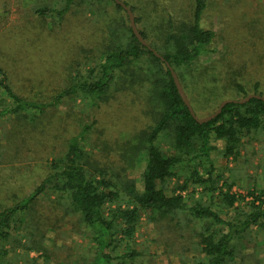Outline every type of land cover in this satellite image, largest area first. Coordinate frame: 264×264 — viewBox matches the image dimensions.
<instances>
[{
  "label": "trees",
  "instance_id": "1",
  "mask_svg": "<svg viewBox=\"0 0 264 264\" xmlns=\"http://www.w3.org/2000/svg\"><path fill=\"white\" fill-rule=\"evenodd\" d=\"M120 1L132 11L137 30L149 48L133 35L126 12L114 0H46L34 5L32 11L50 36L64 23L87 33L83 43L76 44L67 37L72 45L66 60L60 61L61 80L53 95L27 96L0 68V97L9 101L0 109V118L13 114L15 122L23 123L27 132L35 131L47 109L66 99L69 107L65 117L72 123L71 127L65 125L63 133L49 125L48 131L54 135L50 140H58L61 149L47 162L46 172L33 191L12 205L0 203V263L7 254L4 245L15 218L31 214L37 197L50 193L65 198L66 212L77 214L92 232L96 249L89 264H136L137 252L133 250L118 256L112 253L122 240H132L143 216L159 233L162 229L179 236L183 230L196 232L203 258L195 264H233L243 234L251 225L264 228V189L256 196L249 193L254 197L244 221L226 220L220 212L235 210L239 200L229 194L233 184L224 182L223 192L218 186L221 176L213 174L211 164L205 175L197 171L209 158L212 140L223 143L224 158L239 157L250 136L264 130V101L251 98L243 104L229 103L216 118L199 124L189 115L169 69L150 49L177 75L193 114L199 118L213 112L225 99L251 94L263 97L257 69L250 73L246 69L252 57L233 56L228 45L223 57L201 61L214 43L224 39L202 26L212 0H190L187 11L178 17ZM258 25L255 23L252 32ZM260 39L264 40V34ZM250 48L253 51L257 47ZM77 101L87 108H113L120 114L119 121L131 123L130 119H136L141 123L133 128L129 140L118 143L111 136V129L116 131L114 123L112 127L110 123L97 127L95 120L82 122V112L74 114ZM130 110L133 114L128 113ZM160 142H165L168 152ZM36 144L42 142L37 139ZM95 149L99 156L94 154ZM141 158L145 166L137 184L127 173ZM181 165L192 168L189 180L193 193L196 186L210 200L217 193L221 201L218 210L213 203L199 201L188 206L182 194L189 187L186 182L167 193V183L177 176ZM192 220L199 223L200 230L193 228L196 223Z\"/></svg>",
  "mask_w": 264,
  "mask_h": 264
},
{
  "label": "rangeland",
  "instance_id": "2",
  "mask_svg": "<svg viewBox=\"0 0 264 264\" xmlns=\"http://www.w3.org/2000/svg\"><path fill=\"white\" fill-rule=\"evenodd\" d=\"M45 1L0 0V68L6 70L13 85H17L16 88L19 86L24 90L22 93L38 98L53 95L54 87L61 80L60 61L66 60L71 42L83 43L87 34L84 29L77 31L72 25L64 23L59 29L60 32L50 36L46 32L48 29L41 28L32 11L34 5ZM123 1L145 6L148 12L155 9L159 14L164 11V14L174 17L183 15L190 5V0ZM112 12L114 14L115 10ZM255 23L259 25L255 27L258 30L254 33L251 28ZM202 26L213 29L224 39L214 43L211 51L202 56L201 61H214L223 57L228 45L233 56L238 53L243 59L252 57V63L246 69L248 73L257 69V78L263 86L261 94L264 97V40L260 39L264 32H259L264 29V0H212L202 20ZM67 37L73 40L69 42ZM251 45L257 48L251 51ZM65 100L54 108L47 109L37 122L35 131L27 132L23 123L15 122L13 114L0 118V203L3 206L12 205L18 199L29 195L42 180L47 162L57 157L61 149L60 142L53 138L50 140L53 134L48 129L50 126H57L58 131L63 133L65 125L72 126L71 119L65 117L69 107ZM3 101L4 98L0 97V109L9 102L6 98ZM75 106L74 114L82 112L80 116L84 123L95 120L97 127L101 123H110L112 127L114 123L113 128L116 131L110 128L111 136L118 143L129 140L133 128L141 123L136 119H130L131 123L119 121L120 114L106 106L87 108L78 101ZM131 112L132 110L128 113L133 114ZM250 138L236 160L224 158L221 154L223 143L212 140L210 145L213 149L208 160H204L197 168L198 173L205 175L211 164L213 174L221 176L218 186L223 192L226 191L224 182L233 184L229 194L236 195L239 200L235 203V210L220 212L221 218L226 220L244 221L252 198L264 189V130L253 133ZM37 139L42 144H36ZM87 142L90 144L89 140ZM160 146L165 152L169 151L165 142H160ZM91 148L88 145V149ZM93 151L99 156L97 149ZM144 166L145 160L141 158L128 171L127 176L139 184ZM191 171L190 166L181 165L177 169V176L168 181L167 193L176 184L186 182L189 187L182 194L188 206H194L199 201L206 205L213 203L218 210L221 201L217 193L212 200L202 192L200 186H196L193 193L194 187L189 180ZM66 204L65 198L58 199L52 193L38 196L29 212L32 215L22 213L15 218L10 238L4 245L7 254L0 264H89L96 249L92 240L93 234L77 214L66 212ZM192 221L196 223L193 228L200 230L199 223ZM160 231L161 233L143 216L132 240L120 238L122 241L112 254L118 256L127 250H133L137 252L134 259L136 264H195L203 258L196 232L183 230L179 236L165 229ZM233 264H264V228L251 225L250 231L243 234L237 242Z\"/></svg>",
  "mask_w": 264,
  "mask_h": 264
},
{
  "label": "water",
  "instance_id": "3",
  "mask_svg": "<svg viewBox=\"0 0 264 264\" xmlns=\"http://www.w3.org/2000/svg\"><path fill=\"white\" fill-rule=\"evenodd\" d=\"M114 2L121 6L122 9L126 12L127 14V17H128V21H129V26L131 28V31L133 33V35L136 37V39L145 47H148V44L147 42L141 37V35L139 34V31L137 30V27L135 25V21H134V15L132 13V11L123 3L121 2L120 0H114ZM149 48V47H148ZM153 54L160 58L161 61H163L166 65V67L169 69L170 71V74L172 76V79H173V82H174V85L178 91V94L182 100V102L184 103V105L187 107L188 109V113L190 116H192L199 124H203V123H206V122H209L211 120H213L214 118H216L221 109H223V107L229 103H238V104H243V103H246L248 102L251 98H256V99H260V100H263L264 101V97H261V96H258V95H248L246 96L245 98H242V99H225L223 101L220 102V104L218 105V107L213 111L211 112L210 114H208L207 116L203 117V118H198L197 116H195L193 114V109L189 103V100L187 99L185 93H184V90L177 78V75L174 73V71L171 69V67L169 66L168 63H166L164 61V59L157 53L155 52L154 50L150 49Z\"/></svg>",
  "mask_w": 264,
  "mask_h": 264
}]
</instances>
